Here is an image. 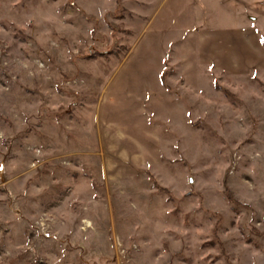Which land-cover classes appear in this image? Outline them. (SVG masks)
Instances as JSON below:
<instances>
[{
    "label": "rangeland",
    "instance_id": "374dc122",
    "mask_svg": "<svg viewBox=\"0 0 264 264\" xmlns=\"http://www.w3.org/2000/svg\"><path fill=\"white\" fill-rule=\"evenodd\" d=\"M0 264H264V0H0Z\"/></svg>",
    "mask_w": 264,
    "mask_h": 264
},
{
    "label": "trees",
    "instance_id": "16d2710c",
    "mask_svg": "<svg viewBox=\"0 0 264 264\" xmlns=\"http://www.w3.org/2000/svg\"><path fill=\"white\" fill-rule=\"evenodd\" d=\"M161 81H162L163 84H165V75L164 74L161 77ZM217 88H219V87H217Z\"/></svg>",
    "mask_w": 264,
    "mask_h": 264
}]
</instances>
